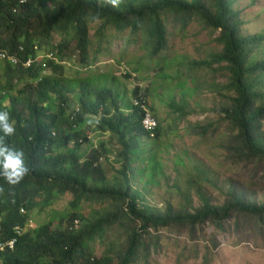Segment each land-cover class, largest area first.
Instances as JSON below:
<instances>
[{
  "label": "trees",
  "instance_id": "1",
  "mask_svg": "<svg viewBox=\"0 0 264 264\" xmlns=\"http://www.w3.org/2000/svg\"><path fill=\"white\" fill-rule=\"evenodd\" d=\"M46 1L0 0L3 87L8 93L13 89V80L23 82L18 92L10 96L13 104L2 102L3 95L0 94V111L9 112L10 122L15 127L13 135L4 136L0 132V136H4L8 147L23 151L25 165L29 169L16 185H10L0 176V242L16 239L13 248L6 247L5 251H0V264H135L141 257H148L152 246L159 247L161 230L175 231L179 236L185 234L197 241L207 235L205 226L212 224L215 232L209 237L215 247L218 245L216 232H228L231 226L238 230L252 224L258 234L263 232L264 201L248 202L237 191L230 190L226 201L221 204L211 203L201 188L196 189L200 199L197 207L192 206L189 194L179 206L168 204L159 208L145 203L139 190L133 188V164L140 152L142 138H158L160 124L158 121L155 129H145L143 118L146 112L141 107H145L142 98L138 97L140 104L137 107H120L118 95L102 86L95 89L96 102L83 103V107L85 105L89 109L83 110L82 107L80 112L71 111L66 93H71L74 87L68 88L63 84L65 77L54 74L40 76L39 73L46 64L56 75H63L64 64L57 59L68 60L76 51L80 66H90L93 58L90 61L88 56L91 44L88 25L99 21L98 33L114 28L119 32L131 29L135 34L145 29L149 58L158 62L152 69L161 75L168 67L167 62L170 65L174 63V60L165 62L164 52L170 42L165 24L169 20L165 18L169 15L178 22L198 17L207 27L220 30L218 41L223 49L207 61L192 60L186 66L203 68L226 64L232 80L229 86L236 97L233 105L223 110L222 120L229 122L238 132L227 148L228 158L252 172L262 171L264 175V89L259 80L264 74V59L250 62L251 48L262 44L264 34H241L240 14L232 9L231 0H209L210 6L203 0H121L118 7H113L108 0H61L52 2L53 7ZM55 35L60 38L58 43L53 41ZM43 44L49 46L51 56L39 64L35 60L36 51ZM174 65L180 67L179 64ZM180 69L177 79L181 75ZM101 78L109 79V76L102 75ZM170 79L166 73L164 80ZM76 84L80 85L83 96L90 94V79L76 81ZM138 90L139 87L137 93ZM56 95L61 104L60 109L53 113L52 102ZM106 100L115 105L112 115L109 109L104 108ZM88 104H95L93 107L98 106L97 110ZM99 106H102V111ZM171 106L182 117L187 116L184 104L175 105L173 102ZM122 108L131 112L124 113ZM90 112L103 115L100 130L117 137L121 145L118 154L122 162L118 171L120 178L112 183L107 182L105 175H97L108 152L106 144L91 147L84 162L77 153L89 142L86 130L78 127ZM150 112L156 118L154 112ZM199 128L194 127V130ZM201 129L208 132L206 128ZM72 142L73 149L70 148ZM198 172L200 175L190 182L192 186L205 181L204 170L199 169ZM66 194L72 196L70 203L76 211L70 214L65 227L50 229L43 226L36 230H23L32 209L37 206L45 209L55 195ZM85 201H109L114 203V209L80 224L82 216L78 215L77 208ZM115 225H120L125 233L123 243L120 242L116 249L107 247L99 256L94 255L91 242L97 237L103 238L105 230ZM16 227L23 232L18 233ZM111 251H114L113 255ZM209 262V253L206 252L201 264Z\"/></svg>",
  "mask_w": 264,
  "mask_h": 264
},
{
  "label": "rangeland",
  "instance_id": "2",
  "mask_svg": "<svg viewBox=\"0 0 264 264\" xmlns=\"http://www.w3.org/2000/svg\"><path fill=\"white\" fill-rule=\"evenodd\" d=\"M59 1L61 0H47L46 4L53 7L52 2ZM203 1L210 6L209 0ZM231 1L232 9L240 14L241 34H264V0ZM167 16L165 19L169 21H165V24L170 33V42L164 52L165 62L174 60L172 65L179 64L180 67L167 62L168 67L161 75L152 69L158 62L149 58L145 29L135 34L131 29L119 32L114 28L103 29L98 33L101 22L94 21L88 25L91 39L88 56L90 61L93 58L90 66H80L79 53L76 51L68 60L57 59L60 64H64L63 75H56L46 64L42 66L39 75L65 77L63 84L68 88L74 87L71 93H66L71 111H81L85 101L96 102L95 89L105 86L112 89L115 96L118 95L120 107H137L140 97L146 110L154 112L160 124L159 137L142 138L140 152L133 164V188L139 190L145 203L159 208H165L168 204L179 206L185 202V195L189 194L192 206L197 207L200 204L197 188H201L214 204L224 203L230 190L239 192L248 202H263L262 171L252 172L250 168L237 165L228 158L230 153L227 148L238 132L229 122L222 120L223 110L232 106L236 97L235 91L229 86L232 80L226 64L203 68L186 66L188 61H207L212 55L222 52L223 45L218 41L220 30L207 27L198 17L176 22L173 21L174 17ZM59 39L55 35L54 43H58ZM48 49L49 46L45 44L37 48V63L41 64L51 56ZM251 50L250 62L263 60L264 40ZM3 68L4 62L0 59L2 102L13 104L10 96L18 92L23 82L16 83L13 80V89L7 93L3 87ZM179 68L181 75L177 79ZM166 73L171 77L170 80H164ZM102 75H108L109 79L101 78ZM86 78L91 80L88 88L90 94L83 96L76 81L81 82ZM259 80L264 89V74ZM137 87L139 93L136 92ZM54 99L51 111L56 113L61 103L58 95ZM104 102V108L109 109L112 115L115 105L111 100ZM173 102L175 105L184 104L187 116L182 117L171 106ZM88 105L92 108L95 104ZM97 107L94 106L93 110H97ZM84 109L89 107L84 105ZM99 109L102 111V106ZM129 110L121 109L127 114L131 112ZM102 116L100 112H90L78 127L86 130L89 142L77 153L81 155V162H84L91 147L106 144L108 152L101 163V172L97 175H105L107 182L112 183L114 179L120 178L118 171L122 162L118 154L121 145L117 137L100 130ZM198 126L200 128L194 130ZM201 128H206L208 132ZM262 130L264 131V121ZM70 148H74L73 142ZM199 169L204 170L205 181L192 186L190 182L200 175ZM71 200L70 194L55 195L53 202L45 209L35 207L23 230H36L43 226L50 229L65 227L70 214L76 211L71 206ZM77 209L78 215L82 216L79 222L82 224L105 211L113 210L114 203L85 201ZM205 228L207 235L204 234L197 241L187 238L185 234L179 236L175 231L161 230L159 247L152 246L148 257H141L135 264H201L206 252L209 253V264H264V231L258 234V231L253 230L252 224L238 230L231 226L228 232H216L218 245L215 247L209 237L215 232L214 225L209 224ZM124 238L125 233L120 225L108 228L103 238L97 237L91 242L92 252L99 256L107 247L116 249ZM110 253L113 255L114 251Z\"/></svg>",
  "mask_w": 264,
  "mask_h": 264
},
{
  "label": "clouds",
  "instance_id": "3",
  "mask_svg": "<svg viewBox=\"0 0 264 264\" xmlns=\"http://www.w3.org/2000/svg\"><path fill=\"white\" fill-rule=\"evenodd\" d=\"M108 3L113 7H118L121 0H108ZM74 111L80 112L77 110ZM89 123H91V121H89ZM0 132H2L4 136H11L15 132V127L13 123L10 122V114L8 111H0ZM4 136H0V166H2L0 176H3L10 185H16L23 180L29 172V169L25 165L23 151L8 147L7 144L4 143ZM0 243L4 244L3 248H0V251H5L6 247H8V241Z\"/></svg>",
  "mask_w": 264,
  "mask_h": 264
},
{
  "label": "built area",
  "instance_id": "4",
  "mask_svg": "<svg viewBox=\"0 0 264 264\" xmlns=\"http://www.w3.org/2000/svg\"><path fill=\"white\" fill-rule=\"evenodd\" d=\"M9 59H11L12 61L15 62V59L14 58L9 57ZM141 107L146 112L145 113V116L143 118V124H144L145 129H147V130H153V129H155L158 126L157 119L152 115V113L149 110L147 111L144 106L141 105ZM75 222H77V220ZM16 230L18 231V233H21V230H20L19 227H16ZM15 240L16 239L14 238V239H11L10 241H8V243H7L8 244V247L13 248L14 247V244H15ZM3 246H4V244L0 243V248H3Z\"/></svg>",
  "mask_w": 264,
  "mask_h": 264
}]
</instances>
